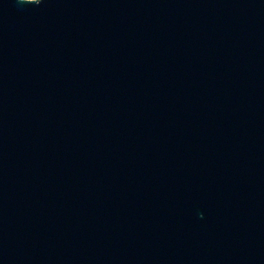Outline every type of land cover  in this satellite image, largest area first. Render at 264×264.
<instances>
[{
  "label": "water",
  "instance_id": "obj_1",
  "mask_svg": "<svg viewBox=\"0 0 264 264\" xmlns=\"http://www.w3.org/2000/svg\"><path fill=\"white\" fill-rule=\"evenodd\" d=\"M0 264H264V0H0Z\"/></svg>",
  "mask_w": 264,
  "mask_h": 264
},
{
  "label": "clouds",
  "instance_id": "obj_2",
  "mask_svg": "<svg viewBox=\"0 0 264 264\" xmlns=\"http://www.w3.org/2000/svg\"><path fill=\"white\" fill-rule=\"evenodd\" d=\"M19 2H20V3H27V4L40 5V4L43 2V0H40L39 3H31V2H29V0H19Z\"/></svg>",
  "mask_w": 264,
  "mask_h": 264
}]
</instances>
